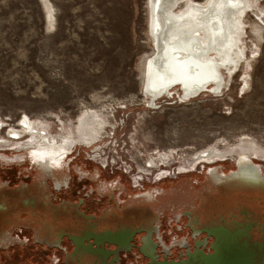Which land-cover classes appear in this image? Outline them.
I'll return each mask as SVG.
<instances>
[{
    "label": "rangeland",
    "instance_id": "obj_1",
    "mask_svg": "<svg viewBox=\"0 0 264 264\" xmlns=\"http://www.w3.org/2000/svg\"><path fill=\"white\" fill-rule=\"evenodd\" d=\"M254 3L242 18L244 59L226 88L189 100L174 88L150 107L142 91L154 53L147 0H0V164L31 161L28 150L9 149L30 138L18 130L23 117L55 136L76 132L87 111L98 119L96 140L68 156L79 168L120 178V189H140L131 186L135 176L147 192L197 191L209 169L235 171L242 149L264 173V0ZM9 131L21 136L10 139ZM214 147L231 153L213 164L193 160ZM159 170L170 174L157 180Z\"/></svg>",
    "mask_w": 264,
    "mask_h": 264
},
{
    "label": "flooded vegetation",
    "instance_id": "obj_2",
    "mask_svg": "<svg viewBox=\"0 0 264 264\" xmlns=\"http://www.w3.org/2000/svg\"><path fill=\"white\" fill-rule=\"evenodd\" d=\"M74 146L9 148L31 161L0 164V263L264 264V190L233 188L226 172L182 194L127 191L79 168Z\"/></svg>",
    "mask_w": 264,
    "mask_h": 264
},
{
    "label": "bare ground",
    "instance_id": "obj_3",
    "mask_svg": "<svg viewBox=\"0 0 264 264\" xmlns=\"http://www.w3.org/2000/svg\"><path fill=\"white\" fill-rule=\"evenodd\" d=\"M147 1L148 32L155 46L153 55L145 64L142 91L148 99V106L153 107L154 101L163 96H171L174 88H178L180 92L178 97L183 100L195 98L201 93H221L244 59L242 18L255 6L254 0H208L200 4L190 0ZM185 1L187 3L183 4L184 7L176 12L175 6ZM246 74L243 75L244 86L249 85ZM96 122H98L96 116L85 111L77 121L76 132L49 136L38 124L23 117L18 123V130L20 128L21 132L30 137L24 141V145L25 147L34 145L30 153L34 157H39L43 143L65 146L90 145L96 140L99 130ZM7 134L8 138L15 140L21 136L20 131H9ZM245 150L235 153L238 158L236 165L253 170L247 166V162L252 163V158L248 157ZM230 153L231 151H222L214 147L196 153L193 160L196 162L222 160ZM147 166L153 167L149 163ZM179 170L181 168L176 172L180 173ZM186 172L188 169L181 173ZM166 173V170H159L156 172L157 179L165 177Z\"/></svg>",
    "mask_w": 264,
    "mask_h": 264
},
{
    "label": "water",
    "instance_id": "obj_4",
    "mask_svg": "<svg viewBox=\"0 0 264 264\" xmlns=\"http://www.w3.org/2000/svg\"><path fill=\"white\" fill-rule=\"evenodd\" d=\"M154 46V44H153ZM155 47V46H154ZM247 166L252 169H243V167H238L239 165H235V171L230 172L227 176H224V179L231 181L233 188L239 187L242 189H262L264 190V180H260L256 177L259 174L257 166L251 163L250 161L247 162ZM242 166V165H241ZM255 169V170H254ZM214 170V169H213ZM209 171L207 174H216L215 171Z\"/></svg>",
    "mask_w": 264,
    "mask_h": 264
},
{
    "label": "built area",
    "instance_id": "obj_5",
    "mask_svg": "<svg viewBox=\"0 0 264 264\" xmlns=\"http://www.w3.org/2000/svg\"><path fill=\"white\" fill-rule=\"evenodd\" d=\"M125 172V171H124ZM142 179L141 178H137L135 176H132L131 177V186L134 188V189H137V188H141L142 187Z\"/></svg>",
    "mask_w": 264,
    "mask_h": 264
}]
</instances>
